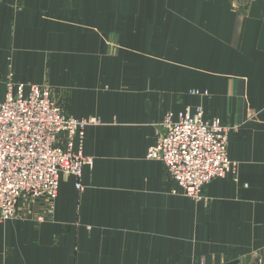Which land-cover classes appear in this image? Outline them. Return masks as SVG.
I'll list each match as a JSON object with an SVG mask.
<instances>
[{
  "label": "crops",
  "instance_id": "crops-1",
  "mask_svg": "<svg viewBox=\"0 0 264 264\" xmlns=\"http://www.w3.org/2000/svg\"><path fill=\"white\" fill-rule=\"evenodd\" d=\"M9 82L94 122L83 191L62 174L41 222L0 223V264H264V0H0V102ZM187 108L235 128L204 202L147 158Z\"/></svg>",
  "mask_w": 264,
  "mask_h": 264
},
{
  "label": "built area",
  "instance_id": "built-area-1",
  "mask_svg": "<svg viewBox=\"0 0 264 264\" xmlns=\"http://www.w3.org/2000/svg\"><path fill=\"white\" fill-rule=\"evenodd\" d=\"M48 86L8 83L0 102V222L18 218L19 206L45 200L53 207L62 174L81 178L91 159L84 155L87 126L71 117ZM232 129L205 120L201 108L165 116L147 158L163 163L179 193L205 201L209 184L237 169L228 158Z\"/></svg>",
  "mask_w": 264,
  "mask_h": 264
},
{
  "label": "rangeland",
  "instance_id": "rangeland-1",
  "mask_svg": "<svg viewBox=\"0 0 264 264\" xmlns=\"http://www.w3.org/2000/svg\"><path fill=\"white\" fill-rule=\"evenodd\" d=\"M231 128V127H230ZM232 130H234L235 128H231ZM231 130V131H232ZM228 142H229V135H228ZM237 164V163H236ZM174 193H176V194H182V195H184V196H187V195H185L183 192L182 193H179L178 191H174ZM206 195V194H205ZM187 197H189V196H187ZM205 199H207L206 198V196H205ZM202 202H204V201H202ZM37 203H39L40 205V210H39V212H32V211H30V209H31V204H30V206L28 207V208H26V209H21V208H23V206H19V212H18V214H19V216H21L22 215V218L23 217H29L30 215L31 216H33L38 222H41V220L44 218V215L45 214H49V212L52 210V205H50L51 203L50 202H48V201H45V200H41V201H38V202H35L34 204H37ZM23 211H24V213H23ZM29 211H30V213H29ZM18 216V217H19ZM13 219H16V218H12L11 220H13ZM3 222H5V221H2V222H0V223H3Z\"/></svg>",
  "mask_w": 264,
  "mask_h": 264
},
{
  "label": "water",
  "instance_id": "water-1",
  "mask_svg": "<svg viewBox=\"0 0 264 264\" xmlns=\"http://www.w3.org/2000/svg\"><path fill=\"white\" fill-rule=\"evenodd\" d=\"M226 264H239V261H232V262H229V263H226Z\"/></svg>",
  "mask_w": 264,
  "mask_h": 264
}]
</instances>
